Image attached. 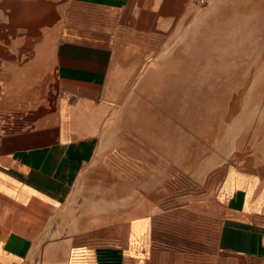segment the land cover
<instances>
[{"label": "crops", "instance_id": "obj_1", "mask_svg": "<svg viewBox=\"0 0 264 264\" xmlns=\"http://www.w3.org/2000/svg\"><path fill=\"white\" fill-rule=\"evenodd\" d=\"M198 7L0 0V264H264V145L164 110Z\"/></svg>", "mask_w": 264, "mask_h": 264}, {"label": "rangeland", "instance_id": "obj_2", "mask_svg": "<svg viewBox=\"0 0 264 264\" xmlns=\"http://www.w3.org/2000/svg\"><path fill=\"white\" fill-rule=\"evenodd\" d=\"M196 17L181 87L172 89L164 110L190 126L198 144L211 140L218 153L264 145V0H215L198 7Z\"/></svg>", "mask_w": 264, "mask_h": 264}, {"label": "trees", "instance_id": "obj_3", "mask_svg": "<svg viewBox=\"0 0 264 264\" xmlns=\"http://www.w3.org/2000/svg\"><path fill=\"white\" fill-rule=\"evenodd\" d=\"M84 254V253H83ZM104 255L103 254V252L102 253H100V255ZM106 257H113L114 259H116V264H120V260H119V254L118 253H116V252H106ZM90 256H92V255H90ZM90 256H88V255H84V257H90ZM97 256V255H96ZM104 257V256H103Z\"/></svg>", "mask_w": 264, "mask_h": 264}, {"label": "built area", "instance_id": "obj_4", "mask_svg": "<svg viewBox=\"0 0 264 264\" xmlns=\"http://www.w3.org/2000/svg\"><path fill=\"white\" fill-rule=\"evenodd\" d=\"M192 1L199 7H204L208 3V0H192Z\"/></svg>", "mask_w": 264, "mask_h": 264}]
</instances>
